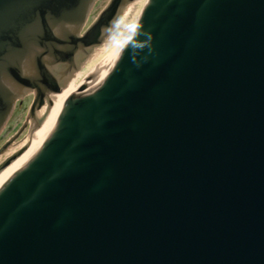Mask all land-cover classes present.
<instances>
[{
  "label": "water",
  "instance_id": "95a60500",
  "mask_svg": "<svg viewBox=\"0 0 264 264\" xmlns=\"http://www.w3.org/2000/svg\"><path fill=\"white\" fill-rule=\"evenodd\" d=\"M97 1L0 0V264H264V0Z\"/></svg>",
  "mask_w": 264,
  "mask_h": 264
},
{
  "label": "rangeland",
  "instance_id": "374dc122",
  "mask_svg": "<svg viewBox=\"0 0 264 264\" xmlns=\"http://www.w3.org/2000/svg\"><path fill=\"white\" fill-rule=\"evenodd\" d=\"M111 0H98L95 6L93 7L88 21L86 23V27L84 32L89 29L100 17L103 11L108 7ZM84 77V73L81 74L76 83L81 81ZM76 93L78 91H75ZM76 93L71 92L70 97L75 95ZM35 97L34 94H28V96L21 99L22 102H18L16 104L17 107L14 109V113L12 115L11 121L8 123L6 128L3 130L1 137H0V151L14 138L17 134L23 129L25 124L27 123L30 115H31V108L34 103Z\"/></svg>",
  "mask_w": 264,
  "mask_h": 264
},
{
  "label": "bare ground",
  "instance_id": "6f19581e",
  "mask_svg": "<svg viewBox=\"0 0 264 264\" xmlns=\"http://www.w3.org/2000/svg\"><path fill=\"white\" fill-rule=\"evenodd\" d=\"M111 54H112V44L109 46V49H108L105 57L97 65H95L92 69L84 72L83 78L87 77L88 75H90L91 73H93L94 71L97 70L96 73L94 74V76L92 77L93 78L92 81L88 82V84H87V86L89 88L101 76L102 72L104 71V69L106 68V66L108 65V63L111 59ZM74 93H76V92L74 91ZM60 115H58L57 117L50 119L48 121L46 133H45L42 141L37 146H35L34 148H32L30 150H27L18 159H16L7 169H5L4 171H2L0 173V184L6 183L8 181V179H10L12 177V175H14L19 169H21L23 166H25L39 152L42 145L45 143V141L48 139V137L50 136L52 131L55 129Z\"/></svg>",
  "mask_w": 264,
  "mask_h": 264
},
{
  "label": "flooded vegetation",
  "instance_id": "af4514ba",
  "mask_svg": "<svg viewBox=\"0 0 264 264\" xmlns=\"http://www.w3.org/2000/svg\"><path fill=\"white\" fill-rule=\"evenodd\" d=\"M87 56H83L82 58H80V60H79V62H77V60L75 61V62H73V64L72 65H70V67H69V69L65 72V76H66V82L69 80V79H71V78H73L75 75H76V72H77V70H79V68H80V65H81V62L86 58ZM82 60V61H81ZM79 77V76H78ZM78 77L73 81V82H71L68 86H67V88L63 91V92H65L66 90H68L69 88H71L72 86H74L75 85V83H76V81H77V79H78ZM58 85L60 86L61 85V83L60 82H58ZM62 92V93H63ZM31 95L32 94H34V97H36V93H34V92H29ZM61 93V94H62ZM70 94L71 93H68L67 95H65L64 96V98H69L70 97ZM26 96H28V94H26L24 97H26ZM23 97V98H24ZM20 102H22L21 100H20ZM17 107V106H16ZM16 109V108H15ZM15 112V111H14ZM12 118V117H11ZM11 118H10V120H9V122L11 121ZM8 122V123H9ZM8 125V124H7ZM6 125V126H7ZM40 126V122L37 120V114H36V117L35 118H33V125H29L28 126V129L30 130V128H31V130H36L38 127ZM6 128V127H5ZM4 128V129H5ZM3 132V131H2ZM2 134V133H1ZM0 137H1V135H0ZM17 140H15L14 141V139L11 141V142H9L7 145H6V147H5V149H8V148H10L12 145H14L15 144V142H16Z\"/></svg>",
  "mask_w": 264,
  "mask_h": 264
}]
</instances>
